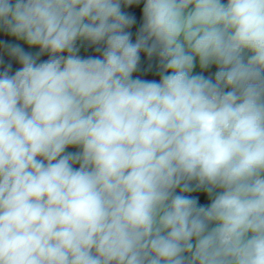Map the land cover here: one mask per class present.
I'll return each instance as SVG.
<instances>
[{
    "label": "clouds",
    "instance_id": "9594fccd",
    "mask_svg": "<svg viewBox=\"0 0 264 264\" xmlns=\"http://www.w3.org/2000/svg\"><path fill=\"white\" fill-rule=\"evenodd\" d=\"M0 34V264H264V0H0Z\"/></svg>",
    "mask_w": 264,
    "mask_h": 264
},
{
    "label": "crops",
    "instance_id": "0c3cea01",
    "mask_svg": "<svg viewBox=\"0 0 264 264\" xmlns=\"http://www.w3.org/2000/svg\"><path fill=\"white\" fill-rule=\"evenodd\" d=\"M140 7L142 8V5ZM129 11H133L136 14L137 19H138V22H139V18H140V12H139V10H137V9H129ZM133 32H135V28L133 29ZM143 59L144 58H143V55H142V61H143ZM16 67H18V65H16L15 63H13V68L15 69ZM197 71H199V69H197ZM145 78L151 79V78H155V77H153L152 75H149V76H147ZM206 202L207 201L204 199V197H201V203H206Z\"/></svg>",
    "mask_w": 264,
    "mask_h": 264
},
{
    "label": "built area",
    "instance_id": "2783aa9c",
    "mask_svg": "<svg viewBox=\"0 0 264 264\" xmlns=\"http://www.w3.org/2000/svg\"><path fill=\"white\" fill-rule=\"evenodd\" d=\"M0 38H5V36L3 34H0Z\"/></svg>",
    "mask_w": 264,
    "mask_h": 264
},
{
    "label": "trees",
    "instance_id": "16d2710c",
    "mask_svg": "<svg viewBox=\"0 0 264 264\" xmlns=\"http://www.w3.org/2000/svg\"><path fill=\"white\" fill-rule=\"evenodd\" d=\"M5 38H7V37H5ZM14 42V41H13ZM213 71H214V69H213Z\"/></svg>",
    "mask_w": 264,
    "mask_h": 264
}]
</instances>
